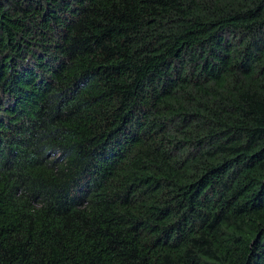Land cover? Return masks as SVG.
<instances>
[{
	"label": "trees",
	"instance_id": "1",
	"mask_svg": "<svg viewBox=\"0 0 264 264\" xmlns=\"http://www.w3.org/2000/svg\"><path fill=\"white\" fill-rule=\"evenodd\" d=\"M0 264H264V0H0Z\"/></svg>",
	"mask_w": 264,
	"mask_h": 264
}]
</instances>
